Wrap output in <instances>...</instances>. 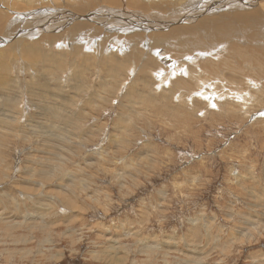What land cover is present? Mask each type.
<instances>
[{
  "label": "rangeland",
  "instance_id": "374dc122",
  "mask_svg": "<svg viewBox=\"0 0 264 264\" xmlns=\"http://www.w3.org/2000/svg\"><path fill=\"white\" fill-rule=\"evenodd\" d=\"M53 1L0 0V24L23 17L36 31L16 39L37 50L0 47V264H264L261 29L158 41L102 16L79 36L68 17L135 8Z\"/></svg>",
  "mask_w": 264,
  "mask_h": 264
},
{
  "label": "bare ground",
  "instance_id": "6f19581e",
  "mask_svg": "<svg viewBox=\"0 0 264 264\" xmlns=\"http://www.w3.org/2000/svg\"><path fill=\"white\" fill-rule=\"evenodd\" d=\"M46 1V0H44ZM101 1H106V0H101ZM108 3L110 5H112L113 7L116 8V10L118 11L119 10V6H121V9H123L122 6H133V11H129L127 9H123V11L121 13L117 12L116 14H112V11L111 10H106L105 8L103 7H99V8H96L97 9V12H88L84 17L81 16H76V15H72L70 18L68 17L67 20L70 21V20H76V23L74 24L73 27H71V30L72 32L74 33H78L77 35H81L83 32H85L87 29H91V26L93 25H97V23L95 24L94 22L98 21V18L99 17H104V19L101 21V24L103 26H107L108 24L110 23H113L114 21L118 20V19H122V24L121 25H128V26H125L127 28H123V31L127 33V31L129 32V30H131L132 28H135L137 29V26H138V32L137 34H139L140 36V32L139 30H143L145 31V29H151V34L153 36H157L156 39L158 41H164V39L162 38V36H166V35H169L168 37L172 40H176V39H182V38H191L193 37L197 32L203 30L202 27H205L207 25V28L208 29H212L215 30L217 28H220L222 30V32L226 33V34H233V33H236L237 31H239V28L237 29H233L231 28L230 26H237V27H241L244 28V27H247L248 29H254V28H260L261 31H262V35H264V4L260 3V6L257 8V9H253L254 11L252 12H249L247 14H242V13H234V11L232 10L233 8L229 7L227 5V1L226 0H220V2L218 3L217 6H211L210 4V0H205V1H202L203 4H200L202 6H199V5H196V7L194 8V12L193 13H187L186 11V8L184 10V12L182 11V9L184 7H187V6H190L191 3H194L196 0H187L186 3L184 4V7H179L176 6L174 3L175 1L173 0H160L159 4L154 2V5L156 6V8L158 9H162L161 11L159 10V12L157 11V13H153L151 14L150 16H152L153 20L151 21H148V20H145L142 18V16L139 15L140 12H138L140 9L137 8L136 6L139 4L140 0H107ZM149 1V0H148ZM156 1V0H154ZM162 1V2H161ZM55 4H57L58 6L59 5H63V4H66V5H70L71 3H73L74 1L73 0H54L53 1ZM91 2H99V0H91ZM152 2V0H151ZM165 2H172V8L169 6V7H166L167 5L165 4ZM247 1H244L243 4H247L246 3ZM249 2H253V0H250ZM198 3V1H197ZM233 3V2H232ZM174 4V5H173ZM241 4V3H240ZM147 5L144 3V6ZM244 5V6H245ZM238 6V5H236ZM154 7V6H153ZM131 8V7H130ZM150 8V7H148ZM208 8L209 10L212 11L211 15L208 17V13H205V9ZM237 8V7H236ZM240 8V7H239ZM246 8V7H245ZM245 8H242V9H245ZM23 9V8H22ZM111 9V8H110ZM129 9V8H128ZM145 9V7H144ZM135 10V11H134ZM235 10V9H234ZM240 10V9H239ZM87 11V10H86ZM243 11V10H242ZM1 12V10H0ZM116 12V11H115ZM134 12V13H133ZM144 12V11H143ZM152 12V10H151ZM154 12V11H153ZM240 12V11H239ZM186 15H184V14ZM203 13V15H202ZM145 14V12L143 13ZM161 14V15H160ZM112 15L115 16L114 19L112 18ZM130 15H134L133 16V19L131 18ZM182 15V16H181ZM218 15V17H217ZM95 17H97V20H94ZM4 17L1 16V19H3ZM84 18H88V19H84ZM148 18V17H147ZM208 18H210V21L209 23L207 24V20ZM6 19V18H5ZM3 21V20H2ZM7 22L3 23V24H0V47H6L8 46V44L11 43V41H13L14 37L16 35H19L20 33H23L24 36L25 35H34L35 31H32L30 29V24L27 26V27H24V28H20V23L22 21L25 22L24 18L21 17V16H18V17H15V18H12L11 20H7ZM89 22H92L89 23ZM249 23H252V26H248ZM8 24L10 27H8ZM41 25V24H40ZM13 26H17L18 29H14V31H16V34H11L12 32V28ZM112 26V24H111ZM111 26H108V28H111ZM117 25H114V27H116ZM133 26V27H131ZM8 28H11V32H8L7 29ZM63 28V27H61ZM117 28V27H116ZM162 28H165V29H168L167 33H162L161 30ZM6 30V31H5ZM119 31V30H118ZM70 32V31H69ZM6 33V34H5ZM74 33V34H75ZM40 34V32H39ZM135 34V33H134ZM133 34V35H134ZM143 34V33H141ZM22 35V34H21ZM31 35V36H32ZM76 35V36H77ZM3 36H7V37H3ZM75 36V37H76ZM135 36V35H134ZM18 36L15 37V39L17 38ZM74 37V38H75ZM148 37V36H147ZM7 38V39H5ZM142 38V36H141ZM151 38V37H150ZM155 38V37H154ZM262 38V37H261ZM264 38V37H263ZM14 39V40H15ZM21 37H19L18 39L15 40V42L13 44H11L10 47H8L10 51H12V47L14 50H17V51H21V53H26L27 55L31 56L34 58L33 55L37 54V50L35 47L33 46H29V47H23L19 44V41ZM77 39V38H76ZM79 39V38H78ZM260 39V38H259ZM154 40V39H153ZM187 40V39H186ZM37 41V40H35ZM142 41V40H141ZM189 41V40H188ZM146 41H144L145 43ZM193 42V41H191ZM264 42V40H263ZM130 43V42H129ZM138 43V42H137ZM142 43V42H140ZM154 43V42H153ZM158 43V42H157ZM26 44V43H25ZM193 44H195L193 42ZM259 45V44H258ZM158 46H164V45H159ZM193 46V45H192ZM263 47V46H262ZM7 48L4 49L3 53H4V56L5 58H7V55H8V52L6 51ZM14 52V51H13ZM11 53V52H10ZM15 53V52H14ZM13 54V53H11ZM9 54V55H11ZM33 54V55H32ZM1 55V54H0ZM164 54H162L161 57H163ZM36 57V56H35ZM2 58V57H1ZM8 60H10V58L8 57L7 58ZM4 60V59H3ZM6 61V60H4ZM9 67V64L8 62L6 61L5 63H0V68L1 69H6ZM103 94V93H102ZM102 96V95H101ZM103 98V96H102ZM104 99V98H103ZM89 107H92L89 105ZM88 107V108H89ZM55 109V111L53 112V109H46V111L48 113H46L47 115L48 114H52L55 118L58 117V111H57V106L55 105L53 107ZM93 108V107H92ZM66 113V112H65ZM82 114V113H80ZM61 115V114H60ZM79 115V114H78ZM83 116L85 114H82ZM81 115V117H82ZM63 116V115H62ZM5 117V116H3ZM76 117V116H75ZM78 117V116H77ZM76 117V118H77ZM81 117H78L77 119L79 120V118ZM59 118V117H58ZM57 118V120H58ZM5 119V118H4ZM3 119V120H4ZM56 120V122H57ZM77 120V121H78ZM6 121V120H4ZM49 121V119H48ZM51 122V121H50ZM74 122V121H73ZM62 124V122H61ZM60 124V125H61ZM67 124V123H66ZM70 124H71V121H70ZM74 124V123H73ZM58 125V124H57ZM64 124H62V127H63ZM59 126V125H58ZM67 126V125H65ZM64 126V127H65ZM68 128H69V124H68ZM52 129V128H51ZM57 129V128H56ZM59 129H60V126H59ZM67 129V127H66ZM60 131V130H59ZM64 132V131H63ZM49 133V132H48ZM47 133V135H48ZM60 133V132H59ZM64 133H67L64 132ZM57 134V132H56ZM61 135V134H60ZM55 134L53 133V136L51 139V141L53 142H56V138L54 137ZM76 136V135H75ZM68 138V137H67ZM70 138V137H69ZM60 139V138H59ZM68 141V140H67ZM70 141V139H69ZM3 142V141H1ZM58 142L60 143V141L58 140ZM4 145V143H2ZM6 144V143H5ZM57 144V143H56ZM6 146H8L6 144ZM6 146L4 148H6ZM55 146V144H54ZM1 147V145H0ZM3 147V146H2ZM7 149V148H6ZM2 150V149H1ZM4 150V149H3ZM2 150V151H3ZM8 150V149H7ZM5 152V151H4ZM1 156V155H0ZM5 156V155H4ZM3 156V157H4ZM66 156V155H65ZM2 158V157H1ZM0 158V159H1ZM32 159V158H31ZM93 167V166H92ZM85 168V167H84ZM86 169V168H85ZM83 170V168H81V171ZM84 172V170H83ZM86 172V171H85ZM44 181V180H43ZM87 181V180H86ZM41 182V181H40ZM84 186V185H83ZM33 191H35L33 189ZM39 206L42 207V204L39 202ZM147 212V211H146ZM259 223V222H258ZM247 233V232H246ZM147 249V248H146ZM126 251V250H125ZM128 251V250H127ZM129 252V251H128ZM257 255V254H256Z\"/></svg>",
  "mask_w": 264,
  "mask_h": 264
}]
</instances>
